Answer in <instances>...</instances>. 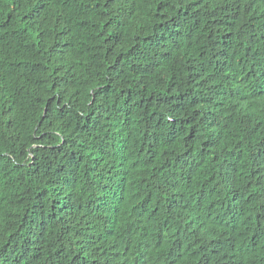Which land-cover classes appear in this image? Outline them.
Returning a JSON list of instances; mask_svg holds the SVG:
<instances>
[{"label": "trees", "instance_id": "trees-1", "mask_svg": "<svg viewBox=\"0 0 264 264\" xmlns=\"http://www.w3.org/2000/svg\"><path fill=\"white\" fill-rule=\"evenodd\" d=\"M0 264H264V0H0Z\"/></svg>", "mask_w": 264, "mask_h": 264}]
</instances>
